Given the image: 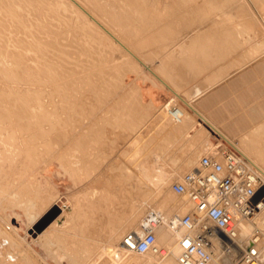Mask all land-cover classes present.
Wrapping results in <instances>:
<instances>
[{"label":"rangeland","instance_id":"1","mask_svg":"<svg viewBox=\"0 0 264 264\" xmlns=\"http://www.w3.org/2000/svg\"><path fill=\"white\" fill-rule=\"evenodd\" d=\"M125 1L117 9L114 0H0V264H118L123 233L159 200L174 219L191 210L171 184L212 142L233 147L197 114L185 133L162 126L173 122L162 106L176 98L186 107L193 84L223 76L201 107L235 143L251 146L264 130V0ZM116 10L119 19L109 18ZM155 30L165 46L173 38L161 53L155 42L139 45ZM158 245L171 255L162 237ZM131 254L139 261L122 264L169 257Z\"/></svg>","mask_w":264,"mask_h":264},{"label":"built area","instance_id":"2","mask_svg":"<svg viewBox=\"0 0 264 264\" xmlns=\"http://www.w3.org/2000/svg\"><path fill=\"white\" fill-rule=\"evenodd\" d=\"M174 104L170 115L178 117ZM231 146L221 152L208 151L198 159L197 168L184 173L171 184L172 190L191 204L190 211L164 221L159 212H148L141 231L130 230L121 239L124 248L137 255H165L156 244V229L166 224L174 235L177 264H209L215 252L214 241L223 246L220 258L224 264H262L264 255V179L252 162ZM241 221L251 224L242 246L234 250ZM132 264V263H129Z\"/></svg>","mask_w":264,"mask_h":264},{"label":"bare ground","instance_id":"3","mask_svg":"<svg viewBox=\"0 0 264 264\" xmlns=\"http://www.w3.org/2000/svg\"><path fill=\"white\" fill-rule=\"evenodd\" d=\"M115 1H117V0H114V2ZM125 0H123L122 1V3H121V5L120 6H122V4H123V2H124ZM138 1V0H137ZM137 1H135V2H137ZM139 1H141V2H143L142 0H139ZM155 1V0H154ZM153 1V2H154ZM195 1H197V0H195ZM208 1V0H207ZM210 1V0H209ZM111 2V1H110ZM109 2V3H110ZM112 2H113V0H112ZM118 2V1H117ZM129 2V1H128ZM153 2H151V3H153ZM194 2V1H193ZM206 2V1H205ZM116 3V2H115ZM112 3L113 4V6L112 7H117V9L119 8L118 6V4L116 3ZM119 3V2H118ZM140 3V2H139ZM144 3V2H143ZM143 3H142V5H143ZM161 3V2H160ZM160 3H158V4H160ZM194 3H196V2H194ZM197 3H199V2H197ZM125 4H126V6H127V2L125 1ZM137 4V3H136ZM145 4H146V2H145ZM148 4V3H147ZM146 4V5H147ZM154 4V3H153ZM152 4V5H153ZM156 4V3H155ZM192 4V3H191ZM201 4V3H200ZM199 4V5H200ZM204 4V3H203ZM202 4V5H203ZM129 5V4H128ZM157 5V4H156ZM155 5V6H156ZM202 5H200L201 7H202ZM111 6V5H110ZM109 6V7H110ZM125 6V7H126ZM145 6V5H144ZM148 6V5H147ZM154 6V5H153ZM158 6V5H157ZM194 6V5H193ZM193 6H192V8H193ZM108 7V6H107ZM151 7V6H150ZM191 7V6H190ZM196 7H197V5H196ZM196 7H194V11H198V10H200L201 11V9H203V8H201V7H199V8H201V9H199L198 8V10L196 9L195 10V8ZM111 8V7H110ZM121 8V7H120ZM124 7H122V9H123ZM191 8V9H192ZM108 9V8H107ZM112 9V8H111ZM110 9V10H111ZM151 9H152V7H151ZM154 9V8H153ZM109 10V9H108ZM121 10V9H120ZM119 10V11H120ZM126 10H127V8H126ZM157 10V9H156ZM63 11H66V10H63ZM113 11V10H112ZM112 11H110V12H112ZM134 11V10H133ZM152 11H154V10H152ZM199 11V12H200ZM109 11H108V13H110ZM116 12V13H115ZM114 13H112V15H111V13H110V15L108 14V16H110L109 18H112V16L113 17H117L118 18V16H120V15H118L119 13H117L118 12V10H116ZM122 12V11H121ZM125 11L123 10V13H124ZM129 12V11H128ZM135 12H136V10H135ZM134 12V13H135ZM138 12V11H137ZM126 13V12H125ZM132 13V12H131ZM133 14V13H132ZM102 15H103V13H102ZM104 15L106 16V14L104 13ZM122 15V14H121ZM135 15V14H134ZM104 16V17H105ZM108 18V19H109ZM116 18V19H117ZM103 19V18H102ZM119 19V18H118ZM78 20V19H77ZM114 20H115V18H114ZM120 22V21H119ZM124 22V21H123ZM177 22V21H176ZM224 22V21H223ZM121 24H122V22H121ZM129 24V23H128ZM117 25H118V21H117ZM104 26V25H103ZM149 26V25H148ZM147 26V27H148ZM177 26V25H176ZM115 27H116V25H115ZM138 27V26H137ZM146 27V26H145ZM140 28V27H139ZM142 29H140V30H143V27H141ZM157 28H159V27H157ZM176 28V27H175ZM135 29H136V27H135ZM145 29V28H144ZM147 29V28H146ZM146 29H145V31H146ZM154 29H156V28H154ZM161 29V28H160ZM165 29V28H164ZM167 29H169V28H167ZM172 29V28H171ZM100 30V29H99ZM138 30V29H137ZM139 30V31H140ZM153 30V29H152ZM157 30V29H156ZM156 30L154 31V32H156ZM170 30V29H169ZM158 31H160V30H158ZM156 32V33H152V31H151V33L153 34L150 38H146V39H142L141 38V36H140V38H141V41H140V39H139V45L141 46H145V45H150V44H154V42L156 43V45H155V47H153V48H156L157 49V51H160V53H161V50L163 49V50H166V48L168 47V45L170 44H172V41H171V39H173V38H170L169 40V42L170 43H168L166 46L165 45H163L164 43H162V37L163 36H161V35H163V33H160V32ZM166 31V30H165ZM138 32V31H137ZM167 32V31H166ZM144 34V30L143 31H141V34ZM179 33V32H178ZM140 34V33H139ZM142 34V35H143ZM146 34V33H145ZM144 34V35H145ZM150 33H148V34H146V35H149ZM169 34V33H168ZM184 34V33H183ZM182 34V35H183ZM187 34V33H186ZM195 34H197V33H195ZM143 35V36H144ZM165 35V34H164ZM194 35V34H193ZM165 37V36H164ZM163 37V38H164ZM194 37V36H193ZM192 37V38H193ZM186 38L187 37H185V40H186ZM189 38V37H188ZM191 38V39H192ZM165 39V38H164ZM191 39L189 40V41H187L188 42V44H190L191 43ZM184 40V39H183ZM194 40V39H193ZM175 41H177L176 39H175ZM174 41V42H175ZM163 42H165V40L163 41ZM166 42H168V40H166ZM190 42V43H189ZM194 42V41H193ZM193 42H192V44H193ZM136 43V42H135ZM178 43V42H177ZM201 43V42H200ZM178 44H181V41H180V43H178ZM178 44L176 45V46H178ZM185 44H187V43H185ZM195 44V43H194ZM183 46L182 47H184V44H182ZM198 45V44H197ZM202 45V44H201ZM154 46V45H153ZM172 46V45H171ZM173 46H174V43H173ZM179 46H181V45H179ZM192 46V45H191ZM194 46V45H193ZM205 46V45H204ZM147 46H145V48H146ZM166 47V48H165ZM206 47V46H205ZM141 48H143V47H141ZM172 48V47H171ZM170 48V49H171ZM191 48V47H190ZM151 49V48H150ZM169 49V50H170ZM186 49H187V47H186ZM142 50V49H141ZM151 50H153V49H151ZM169 50H167L168 51V53L170 52ZM177 50H179L178 48H177ZM195 50V49H194ZM144 50H142V53L144 54V52H143ZM156 51V50H155ZM172 51H173V49H172ZM171 51V52H172ZM190 51V50H189ZM192 51V50H191ZM190 51V52H191ZM138 52V51H137ZM140 52V51H139ZM146 52H148V51H146ZM145 52V53H146ZM166 52V51H165ZM175 52V51H174ZM177 52H179V51H177ZM188 52V51H187ZM186 52V53H187ZM196 52V51H195ZM155 53V52H154ZM164 53V52H163ZM209 53V52H208ZM153 54V53H152ZM165 54V53H164ZM166 54H167V52H166ZM176 54V53H175ZM174 54V55H175ZM187 54H189V53H187ZM186 54V55H187ZM221 54V53H220ZM229 54V53H228ZM146 55V54H145ZM162 55V54H161ZM190 55V54H189ZM211 55V54H210ZM223 55V54H222ZM147 56V55H146ZM149 56V55H148ZM229 56V55H228ZM152 57H154V55L152 56ZM152 57H150V58H152ZM160 57V56H159ZM163 57V56H162ZM162 57H160V58H162ZM175 57V56H174ZM191 57V56H190ZM193 57V56H192ZM219 57V56H218ZM217 57V58H218ZM158 58V57H157ZM165 58V57H164ZM164 58L162 59V60H164ZM195 59V57L193 58V60ZM202 59V58H201ZM230 59H231V57H230ZM160 60V59H159ZM192 60V59H191ZM195 60H197L198 61V59H195ZM157 61V60H156ZM160 62V65H163V61L161 62V61H159ZM196 62V61H195ZM229 62V61H228ZM152 63V62H151ZM191 63H194V61L193 62H191ZM198 63V62H197ZM196 63V64H197ZM199 63L200 64H203V63H201L200 62V60H199ZM198 63V65H200ZM227 63V62H226ZM153 64V63H152ZM159 64V63H158ZM205 64V63H204ZM214 64V63H213ZM220 64H221V62H220ZM231 64V63H230ZM159 65V66H160ZM195 65V64H194ZM197 65V66H198ZM209 65V64H208ZM207 65V66H208ZM219 65V64H218ZM217 65V66H218ZM201 66V65H200ZM221 66V65H220ZM219 66V67H220ZM232 67H234L233 65H231ZM202 67V70H203V66H201ZM212 67V66H211ZM224 67V66H223ZM231 67V68H232ZM237 67V66H236ZM235 67V68H236ZM195 68V67H194ZM200 68V67H199ZM198 68V69H199ZM205 68H207V67H205ZM209 68V67H208ZM221 68V67H220ZM219 68V69H220ZM213 69V68H212ZM222 69V68H221ZM234 69V68H233ZM152 70V69H151ZM182 70H184V69H182L181 68V72H182ZM200 70H201V68H200ZM214 70V69H213ZM218 70V69H217ZM223 70V69H222ZM238 70V69H237ZM236 70V71H237ZM154 71V70H153ZM162 71V70H161ZM184 71H186V70H184ZM219 71H221V70H219ZM232 71V70H231ZM236 71H235V73H236ZM206 72V71H205ZM207 72H209V74H211V72H210V69L207 71ZM207 72H206V74H207ZM230 72V71H229ZM228 72V73H229ZM187 74H188V72H186ZM194 73V72H193ZM203 73V72H202ZM217 73V72H216ZM227 73V74H228ZM233 73V72H232ZM159 74V73H158ZM186 74V76H188ZM189 74H191V72L189 73ZM204 74V73H203ZM224 74V73H223ZM226 74V75H227ZM163 75H165L164 73H163ZM169 75V74H168ZM181 75V74H180ZM205 75V74H204ZM214 75V74H213ZM225 75V74H224ZM170 76V75H169ZM168 76V77H169ZM190 76V75H189ZM188 76V77H189ZM214 76H218V74L217 75H214ZM220 76H222L221 74H220ZM228 77L227 78H229V76H231V74L229 75H227ZM183 77V76H182ZM182 77H180V78H182ZM192 76H190V78H191ZM211 78L213 77V76H210ZM219 77V76H218ZM223 77V76H222ZM222 77H219V78H217V77H214L209 83H207L206 85H196V84H193L192 86H190L191 88H190V91H189V93H188V95L186 94V97L184 98V97H181L176 91H174V90H172L171 89V91L172 92H175L177 95L176 96H179V97H181L182 98V101H184V103L186 104V107L187 108H189V110L185 107V106H182V105H180V104H178L177 106L179 107V114H178V117H175V116H171L170 115V108H171V106L172 105H174V104H176V98H173V99H171V100H169L165 105H163L162 106V108H161V111H164V112H166V115H170L171 117H172V123L169 121H167L168 123L167 124H165V125H162L164 128H165V126H169L168 128H172V129H175V130H180V131H183L184 133L185 132H187V131H189V130H192V129H194L195 128V119H194V117H193V115L194 114H197V115H199L201 118H203L205 121H206V123L207 124H209V126H211L213 129H215L217 132H219L220 133V135L222 136V138H224L229 144H231L233 147H235L237 150H238V153L241 155V157L242 158H244L245 160V162L247 163V161L248 162H252L254 165H255V168L258 170V172L261 174V176L263 177V179H264V130H259L258 132H255L254 133V135H253V139H252V143H251V146H249L248 145V143H247V140L245 139V140H243L242 142H241V144H237V143H235V140L233 139V138H231L230 136H227V134H225V132L222 130V126H223V123L221 124L222 126H220V125H217L218 123H216L210 116H208V115H206L205 113H204V110H202V105H204V104H206L207 102H210V100H212L213 101V99L214 98H212L211 99V97H210V95H212L213 94V96H214V92L216 93V91H210V94L208 95L207 93H208V91L210 90V89H212V87H214L215 85H216V82L217 81H219L220 80V78H222ZM210 78V79H211ZM196 79V78H195ZM198 79H200L199 77H198ZM197 79V80H198ZM202 79V78H201ZM200 79V80H201ZM182 80V79H181ZM192 80H193V78H192ZM197 80H194V81H197ZM204 80V79H203ZM222 80H225V77L222 79ZM221 80V81H222ZM199 81V80H198ZM202 81V80H201ZM226 82V81H225ZM186 83V82H185ZM197 83H199V82H197ZM204 83H205V81H204ZM202 84V83H201ZM218 84V83H217ZM219 85V84H218ZM217 85V86H218ZM220 85H222V84H220ZM252 85V84H251ZM179 86V85H178ZM171 87H173V86H170V88ZM174 87H176V86H174ZM173 87V88H174ZM180 87H181V85H180ZM185 87V86H184ZM216 87V86H215ZM252 87V86H251ZM264 87V86H263ZM183 88V87H182ZM187 88H189V87H187ZM259 88V87H258ZM184 89V88H183ZM218 89V88H217ZM177 90V89H176ZM256 90V89H255ZM179 91V90H178ZM183 91V90H182ZM186 91V90H185ZM188 92V91H187ZM256 93V92H255ZM259 93V92H258ZM260 93H262V92H260ZM181 94H183V92L181 93ZM208 95V96H207ZM216 95V94H215ZM262 95V94H261ZM260 95V96H261ZM212 96V97H213ZM263 97V96H262ZM261 97V98H262ZM178 98V97H177ZM210 98V99H209ZM215 98H217V96H215ZM254 98V97H253ZM202 99V100H201ZM218 99V98H217ZM198 100H200L199 101V104L197 103V101ZM211 101V102H212ZM217 101V100H216ZM215 100H214V102H213V104L216 102ZM258 101V100H257ZM260 102V101H259ZM212 104V103H211ZM210 104V105H211ZM202 106V107H201ZM212 106V105H211ZM205 107V106H204ZM261 107V106H260ZM259 107V108H260ZM264 106H262V108H263ZM258 108V107H257ZM204 109V108H203ZM211 109V108H210ZM250 109V108H249ZM261 109V108H260ZM259 109V110H260ZM263 110H264V108H263ZM253 111V110H252ZM252 111H251V113H252ZM257 111H258V109H257ZM163 112V113H164ZM259 113H260V111H258ZM162 113V114H163ZM255 113H256V108H255ZM262 113V112H261ZM261 113H260V115H261ZM162 114H160V116L162 117ZM254 114V113H253ZM166 115L164 116L165 117V119H166ZM252 115V114H251ZM256 116H258V115H256ZM256 116H253L254 117V119H255V117ZM170 117V118H171ZM160 118V117H159ZM163 118V117H162ZM258 118V117H257ZM168 119V118H167ZM162 120H164V118L162 119ZM221 120V119H220ZM160 121V120H159ZM164 121H162V123H163ZM164 123H166V122H164ZM163 123V124H164ZM235 123V122H234ZM236 125V124H235ZM170 126H172V127H170ZM1 127V126H0ZM197 128V127H196ZM0 129H2V128H0ZM182 132V133H183ZM178 133V132H177ZM179 134H181V133H179ZM205 134H207V128H204V132H200V133H198V135H197V137L198 138H200L202 135H205ZM209 134V133H208ZM205 145H207L208 143H204ZM208 148H211L212 149V151H216V152H221V151H224V150H226V147L223 145V144H221V143H219V142H212L211 143V145H209L208 146ZM207 152H208V150H207ZM194 157H192V159H193ZM191 159V158H190ZM195 159V158H194ZM192 161V160H191ZM194 162H195V160H194ZM192 163H193V161H192ZM188 164V163H187ZM194 168H197V166L196 167H194ZM144 169V168H143ZM148 175H145V177H147ZM138 180H141L140 178H138ZM168 181H163V184H166ZM168 184V183H167ZM166 184V185H167ZM128 188V187H127ZM126 191V190H125ZM170 191H172V193L174 192L172 189L170 190ZM128 192V191H127ZM168 192H169V190H168ZM129 193H131V192H129ZM171 193V194H172ZM126 194V193H125ZM132 194V193H131ZM170 194V193H169ZM127 195V194H126ZM48 196V195H47ZM178 196H180V195H178ZM128 197V196H127ZM181 197H183V196H181ZM180 197V198H181ZM123 198H124V196H123ZM129 199V198H128ZM127 198H125L124 200L123 199H121V202H126L127 200H128ZM126 200V201H125ZM181 200V199H180ZM184 200V199H183ZM186 200V199H185ZM121 202H119V204L121 203ZM185 202V201H184ZM123 203V204H124ZM181 203H182V201H181ZM181 203H180V201L179 202H176V204L174 205V203L173 204H171L170 206L171 207H176V206H179L180 207V205H181ZM186 203V202H185ZM185 203H183V205L185 204ZM188 204L186 205V206H184V208H188V207H191L192 208V206H191V204L189 203V202H187ZM122 204V203H121ZM122 204V205H123ZM125 205H128V201H127V204H125ZM124 205V206H125ZM167 205V202H166V200H164V198H162L161 200H159L157 203H156V205L153 207V209L154 210H150V212L151 211H153V212H159V213H161L162 215H163V218H164V221L165 222H167L169 219L170 220H175L174 218H173V216L175 215V213H176V211L175 210H173V209H171V211H169V212H165L164 211V208H165V206ZM170 207V208H171ZM182 207V206H181ZM175 209V208H174ZM190 210V209H189ZM188 210V211H189ZM44 212V211H43ZM42 212V213H43ZM149 212V211H148ZM147 212V213H148ZM144 219V218H143ZM143 219L141 220V222L139 223V226H138V228L137 229H135V230H137L138 232H140L141 231V223H142V221H143ZM57 222V221H56ZM165 222L164 223H161V224H159L158 226H157V229H156V244H157V246L159 247V241H160V237H162L163 238V240H164V243H165V245H166V247H167V252H168V254L170 253L171 255H167V256H169L168 258L166 257V256H164V257H162V259H160V260H157V262L155 263V264H172V262L171 261H169V260H171L172 259V257L174 258V256L176 255V251H175V248H174V235L168 230V228L166 227V224H165ZM53 224V223H52ZM55 224V223H54ZM53 224V225H54ZM56 226V225H55ZM127 226V225H126ZM126 226H124L125 228H126ZM250 227H251V224L248 222V221H241V223H240V225H239V236H238V239H236V244L237 245H234V243H232V244H230L232 247H233V249L234 250H237L238 248V246H242V243H244V241H245V239H246V235H247V233L250 231ZM124 228V229H125ZM129 228V226L126 228V229H128ZM121 229H123V228H121ZM120 229V230H121ZM133 229V230H134ZM130 230V229H129ZM124 231H127V230H123V232ZM119 232V231H118ZM117 232V233H118ZM122 232V233H123ZM125 233V232H124ZM124 233H123V235H124ZM122 236V235H121ZM121 236H119V233L118 234H116V236L113 238L112 237V240H113V248H114V242L116 241V242H118L117 240H120V238H121ZM120 237V238H119ZM119 238V239H118ZM122 239V238H121ZM70 240H72V239H70ZM68 241V240H67ZM71 242V241H70ZM73 243H76L77 241H72ZM72 242L70 243V246H67L69 249H71V251L72 252H75V251H77L78 249H79V244H78V242L76 243V244H72ZM214 243H215V245H214V249H215V252H214V255H213V259L210 261V263L209 264H224V260L223 259H221L220 258V254L222 253V250H223V246H220L219 245V243L218 242H216V241H214ZM162 246V245H161ZM66 247V246H65ZM65 249H67V248H65ZM115 251H116V253H117V256L115 257H113V259L118 263V264H122V261H124V259H128V257L127 256H129L130 254H131V252H129V251H127L125 248H124V246L122 245V243H121V241H119L118 243H117V246L115 247ZM68 250V249H67ZM70 251V250H69ZM70 251V252H71ZM149 254H151V253H149ZM110 255V254H109ZM132 255V254H131ZM130 255V256H131ZM137 255V254H136ZM136 255H134L135 257H136ZM155 255V254H154ZM130 256H129V258H130ZM133 256V255H132ZM131 256V257H132ZM138 256V255H137ZM172 256V257H171ZM112 257V252H111V256H110V258ZM167 258L166 260H163V258ZM133 258V257H132ZM109 259V258H108ZM134 259V258H133ZM130 259V260H132V261H136V259ZM137 259H138V257H137ZM175 260V259H174ZM127 261V260H126ZM139 260H137L136 262H138ZM129 262V261H128ZM124 263H126V262H124ZM123 263V264H124ZM130 263V262H129ZM127 264V263H126ZM148 264V263H147ZM149 264H151V263H149ZM173 264H175V263H173ZM262 264H264V255H263V258H262Z\"/></svg>","mask_w":264,"mask_h":264},{"label":"crops","instance_id":"4","mask_svg":"<svg viewBox=\"0 0 264 264\" xmlns=\"http://www.w3.org/2000/svg\"><path fill=\"white\" fill-rule=\"evenodd\" d=\"M198 144L197 143H195V145H194V147L193 148H195L196 146H197ZM205 148H206V145H205ZM204 150V149H203ZM204 153H207V152H200V154H199V156H198V159H199V157L202 155V154H204ZM148 254V253H147ZM146 255V254H145Z\"/></svg>","mask_w":264,"mask_h":264}]
</instances>
